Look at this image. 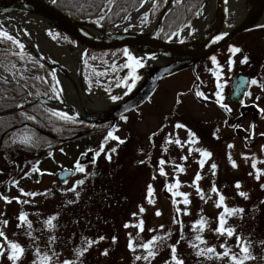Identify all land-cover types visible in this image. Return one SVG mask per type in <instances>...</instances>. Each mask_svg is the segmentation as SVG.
Here are the masks:
<instances>
[{"label": "rangeland", "instance_id": "rangeland-1", "mask_svg": "<svg viewBox=\"0 0 264 264\" xmlns=\"http://www.w3.org/2000/svg\"><path fill=\"white\" fill-rule=\"evenodd\" d=\"M148 11L142 15L139 24L148 20L144 19L145 15L148 16ZM25 20L21 17L17 20L14 18L13 25L18 24V27L27 32L28 26L21 23H29ZM133 27L135 25H127L125 29L130 30ZM38 29L28 30L30 34L36 33V38L31 37L40 46L43 41L39 38L43 30L37 34ZM17 30L23 33L22 30ZM23 35L18 37L25 40ZM29 46L32 47L31 44ZM232 47H238L244 53L251 50L253 60L260 58V63L251 65L247 60L241 65L254 68L257 74L264 73V68L259 67L264 66L263 41L254 42L247 32H242L215 54L205 58H209L207 64L213 68V76L217 77L214 66L221 67V92L231 86L229 80L226 82L227 72L231 73L240 65L241 58L238 60L231 57ZM128 51L131 56L145 62L146 56L137 57L136 53L149 55L147 50ZM104 56L109 58L107 63L110 65L114 64L115 58L124 57V64L129 63V57L124 52L119 55L115 52V56L111 53ZM105 57L94 52L87 54L84 80L87 84L86 91L108 101L110 107L125 98L137 86L143 74L139 72V67L136 68L135 74L139 79L133 81L130 77L131 68H127V73L122 74L124 64L120 67L123 63L121 61L116 65L121 78H113L120 86L108 91L104 89L103 80L98 79L99 75L96 74L103 67H107L101 63ZM212 57H216L215 62ZM191 76V69L185 68L177 74L165 77L149 101L122 116L127 119H118L117 126L111 132L123 140V144L118 140L106 139L109 131L102 129L97 131L94 138L74 140L73 144L58 143L51 150L53 155L44 162L38 175L23 180L20 185L6 193L7 196L0 195V231L7 237V240L0 237V243L7 249L8 241H11L19 243L25 249L24 256L16 264H33L34 261L35 264H40V257L45 254L52 257L51 264H63L66 260L73 264H166L171 261L173 245L176 246L178 259H182L184 264H234L231 256L236 255L239 258L243 255L237 236L247 242L254 257L245 261V264H264L262 81L255 78L257 84H251L248 92L250 98L259 97L262 100L259 103L262 109L254 106L253 110L242 111L238 106L224 103L231 111L225 108L223 111L215 103L198 101L188 92H184ZM125 80L135 86L129 90L124 86ZM59 85L62 96L67 99L60 82ZM112 96L120 99L113 101ZM85 126L88 127V124ZM90 129H79L77 133L82 132L85 135ZM190 132L195 134L192 138L195 143L188 142ZM77 137L79 136L76 135L75 138L78 139ZM19 138L20 136L14 135L11 139L16 141ZM176 140L180 143L177 144ZM113 148L116 149L115 152H111ZM12 149H15L13 153ZM16 149L20 151L19 147L13 145L0 151V171L12 164V161L7 163L6 157L10 160L16 159ZM197 149L206 150L212 155L205 158ZM81 153L88 155L87 162L80 160ZM109 153L110 160L107 158ZM201 159H205L203 167L199 164ZM75 160H78L85 171L75 170L67 180L61 181L57 171L64 166H72ZM161 160L164 161L163 164L160 163ZM233 162L236 166H233ZM212 164L216 165L215 170L211 168ZM177 165L183 167L184 171L180 172ZM257 170L260 171V179H256ZM197 173L202 177L197 182L199 191L194 185ZM81 180L84 183L78 184ZM177 181L179 188H173L169 192L167 186L174 185ZM238 182L239 189L235 187ZM149 185L153 189L152 203H149L148 198ZM213 187L218 192H213ZM173 192L186 193L190 203L184 204V196H174ZM239 192L247 193V198L240 196ZM26 193L37 195L29 196ZM221 194L225 197L224 205L217 208L215 205ZM5 197L11 203H7ZM225 206L244 210L237 215L226 216V227H232L236 231L237 235L233 237L221 236L214 231ZM141 207L145 209L143 212L140 211ZM177 208L180 209L179 213ZM22 213L27 214L30 228L27 223L18 219ZM53 216L56 219L53 220V227L49 228L46 221ZM174 218L179 222H175ZM201 218L207 222L203 231L194 228ZM4 220L8 221L7 225L2 223ZM141 221L142 232L137 227ZM126 224L129 226L125 227ZM197 235L201 236L204 243L196 240ZM154 236L164 237L152 246L157 255L148 260H137V256L147 255V250L140 245ZM130 242L135 250L129 248ZM193 244L198 247H192ZM209 247L216 251L205 256L197 255L200 249ZM226 250H230L228 257L222 255ZM80 251H84L82 256L78 254ZM7 256V251L0 256V264H13Z\"/></svg>", "mask_w": 264, "mask_h": 264}, {"label": "water", "instance_id": "water-1", "mask_svg": "<svg viewBox=\"0 0 264 264\" xmlns=\"http://www.w3.org/2000/svg\"><path fill=\"white\" fill-rule=\"evenodd\" d=\"M174 1L175 0L165 1L164 6L154 19L152 29L148 30L124 29L123 31L116 32H100L99 29L106 30L107 27L114 22L105 24L90 18L77 17L62 10L56 2H53V0H0V14L10 9L20 7L33 9L45 16L51 25L59 28L76 39L85 47L86 52L90 49H137L147 50L150 57L154 55L159 59V62L156 63H148L141 60L143 67H140L139 70L144 74L143 79L119 102L110 107L108 106V108H105L100 112L87 110L85 113L73 115L80 121H90L95 124L111 122V125H114L120 116L145 102L154 93L164 77L187 67L195 66L197 62L218 51L237 34L256 25L263 24L260 23V21L264 18V0H253L247 13L235 23H232L230 19L228 0H220L216 14L201 35L192 37L178 36L177 33L180 29L190 26L196 21V19L202 16L203 9L208 1L205 0L199 16L197 15L183 26L177 28L171 35L159 36L157 30L160 28L165 15L173 6ZM144 2L145 0L141 5H143ZM141 5L137 9L141 8ZM217 36H223V39L212 41ZM33 52L54 71L70 77L65 67L57 59L48 58L37 51ZM84 57L79 62L78 72V79L83 85L82 64L84 62ZM72 81L77 87L75 80L72 79ZM248 82L249 77L247 75L242 74L234 77L232 81L233 91L230 98L241 99ZM83 90L86 91L85 85ZM78 91L77 88V94H79ZM33 101H41L52 107H54V103L62 104L64 106H72L65 100V98L64 100H59L55 98L35 96L32 102ZM23 106L24 105L22 104L13 109L0 112V115L17 111ZM73 172V168L65 166L62 170L58 171L57 176L61 181H65L73 174Z\"/></svg>", "mask_w": 264, "mask_h": 264}, {"label": "trees", "instance_id": "trees-1", "mask_svg": "<svg viewBox=\"0 0 264 264\" xmlns=\"http://www.w3.org/2000/svg\"><path fill=\"white\" fill-rule=\"evenodd\" d=\"M56 2L62 10L77 17L93 18L102 23H110L136 9L143 0H112L111 4L108 3V0H56ZM204 2L205 0H179L178 3L175 0L165 15L157 34L169 36L178 27L195 17ZM164 3L165 0H156L148 12V18H154ZM105 9L108 10L97 15L99 11ZM67 38L68 41H76L69 35ZM95 51L101 55L108 52ZM120 51L123 50L116 52ZM16 53H20V55H16ZM208 59L201 60L197 66H208ZM52 73L50 66L34 53L19 50L18 45L0 39V77H2L1 75L11 77L10 79L4 77V79H0V112L24 104L17 111L0 115V151H4L12 145L20 149V151L17 149L15 151L16 159L10 160L6 157L7 163L12 161V164L0 171V195H7L6 193L20 185L23 180L38 175L43 169L44 162L53 155L51 150L57 147L58 143L73 144L74 140L82 141L86 137L94 138L97 135V131H89L86 132L87 134L77 137L78 139L71 140L69 138L75 135L79 129L87 128L85 121L80 122L74 117L71 120L61 119L54 115V113L60 112L44 102L27 100L31 90H56V80L53 79ZM14 75L17 79H13ZM36 77L41 79H36ZM28 117H33V119H28ZM14 135H18L20 138L13 141L11 138ZM61 138H67V140L50 145L51 142ZM26 139L27 142H25ZM14 150L12 149V153ZM27 166L28 168H25ZM34 168L39 171H33Z\"/></svg>", "mask_w": 264, "mask_h": 264}, {"label": "snow or ice", "instance_id": "snow-or-ice-1", "mask_svg": "<svg viewBox=\"0 0 264 264\" xmlns=\"http://www.w3.org/2000/svg\"><path fill=\"white\" fill-rule=\"evenodd\" d=\"M53 2L55 3L56 0H53ZM145 2H147V0H145ZM177 2L179 3V0H177ZM108 3L111 4L112 3V0H108ZM143 6V5H141ZM197 15L199 16L200 13L197 12ZM101 19H103V17H101ZM145 21L147 20V15H145L144 17ZM0 39L2 40H7V41H11L13 44H16L19 46L20 49H23L24 48V45L22 43H20L19 40H17L13 35H10L8 31L6 30H3L2 27H0ZM223 39V36H217L216 37V40L219 41ZM241 51V49H239L238 47H232L230 48V52L232 54H236V53H239ZM16 55H20V53H16ZM124 55L129 57V63H126L123 65V67L125 68H131L132 69V72L130 74V77L133 81H135L136 79H139L138 76H136V68L138 67H143V64L141 62L140 59H137L136 57L134 56H131V54L129 53V51L127 49L124 50ZM22 58V57H21ZM93 59H95V57H93ZM212 60L215 62L216 61V57H212ZM242 63H246L247 62V57H245V59L243 61H241ZM85 63H87V61H85ZM229 63L231 64L232 61L230 60ZM14 67V65H13ZM115 67V66H114ZM97 75H106L107 72L106 71H102V72H97L96 73ZM52 77L53 79H55L56 77V74L55 72H53L52 74ZM0 79H4L3 77H0ZM36 79H41L40 77H36ZM5 83H7V81L5 80ZM59 83V81H57V84ZM124 86L126 88H128L129 90H131L132 87L135 86L134 83L132 84H128L127 81L125 80L124 82ZM252 84H257V81L254 79L251 81ZM117 86H120L119 84ZM219 87H223L222 85H219ZM261 87H264V85H261ZM53 88H55V86H53ZM62 91V90H61ZM57 95H59V93H57ZM197 95L198 96H202L203 94L200 93V92H197ZM216 96L218 98V102L221 103V106L224 107L225 109H227L228 111H231V109H228V106L227 105H224L222 103V100H223V97L221 96V93L220 92H217L216 93ZM206 98V97H205ZM111 99L113 101L115 100H118L120 99V97L118 96H112ZM262 112H264V109L261 110ZM54 115H57L59 116L61 119H65V120H71L72 117H69L67 116L66 114H63V113H54ZM123 119H127L126 117H122ZM28 119H33V117H28ZM177 127H184L183 125H177ZM254 127V126H253ZM264 135V134H262ZM195 137V134L194 133H191L190 132V140L188 141L189 143H195V139H192ZM106 139H111V140H118L119 143L123 144L124 141L121 140L118 136H115L113 135L112 132H109L108 133V137ZM25 142H27V139L25 140ZM169 143H171V140L168 141ZM176 143L179 144L180 141L179 140H176ZM229 147H233V145H229ZM101 151H103V148H101ZM116 149L113 148L111 149V152H115ZM191 151V149H190ZM197 151H200L202 156L207 158V157H210L212 154L206 150H200V149H197ZM97 155H99V153H97ZM107 158L110 160L111 159V154H107ZM184 159H187V157H184ZM161 164L164 163L163 160L160 161ZM205 163V159H201L199 161V164L201 167H203ZM233 166H236L235 165V162H233ZM180 172H183L184 171V168L177 165L176 166ZM253 167H255V164H253ZM211 168L213 170L216 169V165L215 164H212L211 165ZM33 171H39L38 169L34 168ZM76 171H79V172H84L85 169L83 167L80 166L79 162H77V165H76ZM164 172H163V169H161V175H163ZM213 174L214 171H213ZM251 175V173H250ZM202 177L199 175V173H197L196 177H195V180H194V185L197 187L198 191H199V187H198V181L201 179ZM256 179H260V171L257 170V174H256ZM78 184H83L84 181L81 180V181H78L77 182ZM236 188H240V184L239 182L235 185ZM262 187H264V185H262ZM173 188H179V182L177 181L176 184L174 185H168L167 186V190L169 192H172L173 191ZM72 191H75V189H71ZM23 191V190H21ZM213 192H218V190L213 187L212 189ZM152 192H153V189L151 187V185H149V192H148V198H149V203H152L154 202L152 199H151V196H152ZM26 195H29V196H35L37 195V193H26ZM173 195L174 196H184V200H183V203L184 204H189L190 201L188 200L187 198V194L186 193H180V192H173ZM239 195L242 196V197H245L247 198L248 194L245 193V192H239ZM201 198H203V193H201ZM6 200L7 203H11V200H8L7 197L4 198ZM224 201H225V197L221 194L219 195V200L218 202L216 203V207L217 208H220L222 205H224ZM18 202H21V203H27V201H18ZM145 209L143 207L140 208V211L143 212ZM244 210L243 209H236V208H228L227 206L224 207V211L220 213L219 217H218V227L214 230L216 233H218L219 235L221 236H224L226 235L227 237H233V236H236V231L234 228L232 227H226V224H227V220H226V216L228 217H231V216H234V215H237L239 213H242ZM180 212V209L177 208V213ZM133 215H136L135 213ZM157 215H160L159 212H157ZM18 219L23 222V223H27L28 224V227L30 228L31 227V223L28 221L27 219V214L26 213H22ZM56 217L53 216L51 218H49L46 223L48 225L49 228H52L53 227V220H55ZM174 221H175V218H174ZM175 222H179V221H175ZM4 225H7L8 221L7 220H4L2 222ZM206 220L204 218H201L200 220H198L196 222V224L194 225V228H198L200 231H203L204 228L206 227ZM129 225H125V227H128ZM137 227L140 229V231L142 232L143 231V221L140 222V224L137 225ZM161 228H163V226L161 225ZM154 231V230H153ZM0 237L4 238L5 240H7V237L5 236V233L3 231H0ZM54 239V238H53ZM101 239H103V237H101ZM160 239H164V237H157V236H154L152 237L151 240H149L147 243H143L142 245H140V247L144 248L147 250V255L144 256V257H140V256H137L136 259L137 260H140V259H144V260H148L149 258H152V257H155L157 255V253L155 251L152 250V246L153 244H155L157 242V240H160ZM196 240L197 241H200L201 243H204V241L201 239V236L197 235L196 236ZM113 241L115 242V237L113 238ZM237 242H238V246H241V251L243 253L242 257H237L236 255H232L231 256V260L234 262V264H245V261L247 260H251V259H254V257L251 255V252H250V247L248 246L247 242L243 241L242 238H240L239 236H237ZM91 246V244L89 243V247ZM192 247H198V245L196 244H193L191 245ZM221 247H225L224 245H221ZM129 248H132L133 250H135L133 248V244L130 242L129 243ZM87 249H84V251H86ZM8 252V256L7 258L9 260H11L13 262V264H16V262L20 261L21 258L24 256V253H25V249L24 247H22L19 243H15V242H11V241H8V246H7V249L5 248V245L3 243H0V256H3L5 254V252ZM37 253L39 254V249L37 248L36 249ZM84 251H80L78 254L79 255H83L84 254ZM216 251L215 248H212V247H209V248H206V249H200L198 252H197V255L199 256H205L209 253H214ZM229 251L230 250H226L223 252V256L224 257H228L229 256ZM171 261L170 262H166V264H172V262H174V264H184V261L182 259H178L177 257V249H176V246L173 245L171 247ZM105 255H107V252L104 253ZM219 255V254H218ZM51 261H52V257L45 254L43 255L42 257H40V264H51ZM33 264H35V261L33 262ZM63 264H73L72 261H64Z\"/></svg>", "mask_w": 264, "mask_h": 264}, {"label": "bare ground", "instance_id": "bare-ground-1", "mask_svg": "<svg viewBox=\"0 0 264 264\" xmlns=\"http://www.w3.org/2000/svg\"><path fill=\"white\" fill-rule=\"evenodd\" d=\"M243 2H245V0H242ZM155 2V0H147V2H144L143 6L137 10H134L133 12L129 13L127 16L123 17L122 19L114 22L112 25L108 26L106 30L104 29H99L100 32H116V31H123L124 28L127 25H137L142 17V15L150 8V6ZM219 2L220 0H208L203 12H202V16L198 19H196V21H194L190 26L184 27L182 29H180L178 31V36H182V37H192V36H198L201 35L206 28L209 26L212 18L214 17V15L217 12L218 6H219ZM232 2V1H231ZM229 1V6L230 3ZM25 10H21L19 12H13L10 15L5 14L3 16L0 17V27H2L3 30L9 31V32H13L15 33L17 36L20 35L22 37V32L18 31L14 25V18L17 20L20 17L25 21H30V23L32 21H36L38 23H36V26L38 28H40V23L42 22L41 18H38L36 15H32L30 14H25L23 13ZM238 18V17H237ZM240 18V17H239ZM12 21V22H11ZM43 25H45V23H42ZM147 27H150L149 29H152L151 24H148ZM36 28V27H35ZM40 30H43L41 32V38H39L42 42V45H37L36 41L34 40V38H32L31 36H29V40H31L32 43H34V45L32 46L33 48H40L41 49V53H47V51H50L53 54H56L58 57H62V59L66 60L67 57H69V55H75L74 52H70L68 50V48L66 47H60V46H56L57 49L53 48V43L52 41L47 37V35L44 33V28L41 26ZM61 52L65 53V57L62 56ZM143 55H145L146 57L144 58ZM137 57H143L144 59H146L147 61H151L153 63L159 62V59H157L154 55H152L150 57V55H146L142 52H137L136 53ZM71 59L75 62L78 61V56H72ZM141 59V58H140ZM72 79L75 80V83L77 85V87L75 86V84H73ZM62 88L64 90V93L66 94V97L69 101V103H71L72 106H64L62 104H58V103H54L53 105L63 111H66L69 114H74L75 111H77L78 113H85L87 110L89 111H96V112H100L102 110H104L105 108H108V101L101 99L97 96H95L94 94L88 93L86 94L84 92V85L81 83V81L78 79L77 76L73 75L71 77L68 78H63L62 80ZM77 88H78V93L77 94ZM111 103V102H110Z\"/></svg>", "mask_w": 264, "mask_h": 264}, {"label": "flooded vegetation", "instance_id": "flooded-vegetation-1", "mask_svg": "<svg viewBox=\"0 0 264 264\" xmlns=\"http://www.w3.org/2000/svg\"><path fill=\"white\" fill-rule=\"evenodd\" d=\"M229 1L230 2L232 1L230 3V7L236 9V12L233 15V18L239 19V17H241L242 13L244 12L245 2H243L242 0H239V1L229 0ZM262 22H263V24L256 25V26L244 31V32H247V34L251 36V40H253L254 42L256 40H260V41H263V43H264V19L262 20ZM239 34H237V35H239ZM215 40H216V38H215ZM241 53H243V54H241ZM231 57L232 58L236 57V58H238V60H239V58H241V59H240V65L236 66L235 69L231 73H230V71L227 72L226 82H228V80H229L231 83V86L228 90L221 92V87H219V85H222L221 80H223L222 72H220L221 67L214 66V70L217 73V77H216V76H213V72H212L213 68L212 67L195 65V66L188 67L191 69L192 76H191V81L188 83L187 88L184 89V92H188V94H190L192 97H195L198 101H204L207 103H211V102L215 103L216 105H219L221 107L220 109H222V110L224 107H222L221 103L218 102V98L216 96L217 92L221 93V96L223 97V100H222L223 104L224 103L233 104L235 106H238L242 111H247V109L253 110L254 106H256L259 109H262V106L259 104L260 101H262V100L259 97L250 98L251 95H249L248 92L251 88V84H252L251 81L254 80L255 78H258L259 81H262V83L261 82L260 83H261V85L262 84L264 85V73L263 74H259V73L257 74L256 71L254 70V68H252L250 66H242L241 65V63H242L241 61H243L245 57H247L248 63L251 65H252V63H258L259 64L260 58H258L257 60H253V56L251 55V50H249L246 53H244L242 50L239 53L233 54ZM259 67L264 68V66H262V65H259ZM179 72H177V73H179ZM177 73H175V74H177ZM242 74L247 75L249 77V82H248V85L245 89L243 97L241 99H236V98L231 99L230 95L233 91L232 81H233L234 77H236L238 75H242ZM160 84H161V82H160ZM160 84L156 88L153 95L156 93ZM216 85H218V87ZM197 92H200L203 95L198 96ZM149 99L146 100L144 103L149 101ZM257 111H259V110L257 109ZM117 121H118V119H117ZM117 121L113 127L117 126ZM108 126H109V123H106V124H103L100 126H93L92 128L99 131L101 129L105 130ZM240 127L244 128L243 126H240ZM81 155H82V153H81ZM81 155H80V160H82V162H87L89 160L88 159L89 157H87V158L83 157L82 158ZM77 162H78V160H75L73 165L71 166L72 168H74V170H76Z\"/></svg>", "mask_w": 264, "mask_h": 264}, {"label": "built area", "instance_id": "built-area-1", "mask_svg": "<svg viewBox=\"0 0 264 264\" xmlns=\"http://www.w3.org/2000/svg\"><path fill=\"white\" fill-rule=\"evenodd\" d=\"M56 43H57V42H56ZM63 47H66V48H68L69 51H71V49H70L67 45H66V46L63 45ZM69 66L72 68V65H69Z\"/></svg>", "mask_w": 264, "mask_h": 264}]
</instances>
